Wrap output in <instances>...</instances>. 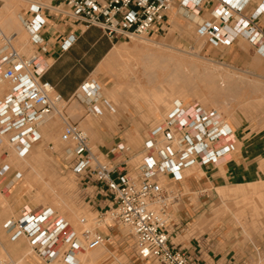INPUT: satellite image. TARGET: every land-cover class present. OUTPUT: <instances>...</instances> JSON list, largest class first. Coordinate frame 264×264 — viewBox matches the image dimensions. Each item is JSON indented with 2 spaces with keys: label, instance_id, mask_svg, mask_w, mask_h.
<instances>
[{
  "label": "built area",
  "instance_id": "obj_1",
  "mask_svg": "<svg viewBox=\"0 0 264 264\" xmlns=\"http://www.w3.org/2000/svg\"><path fill=\"white\" fill-rule=\"evenodd\" d=\"M23 1L26 7L21 9L20 21L32 48L35 44L44 49L39 37L45 23L44 9L84 26H96L108 37L124 42L166 32L171 13L185 19L196 13L199 20L194 22V32L198 38L218 46L242 36L264 55V28L258 23L264 14V0H258L251 10H245L247 1L236 5L237 0ZM13 39V34L7 35L0 27V85L8 86L0 95V136L7 137L17 153L24 155L41 141L40 127L63 98L41 79L39 52L33 49L29 55L20 53L13 47ZM70 43V39L64 40L62 48L67 49ZM93 85L91 81L90 85L84 82L80 86L88 98ZM81 101L96 116L115 111L102 95L93 93L88 101ZM233 136L232 128L217 110H206L198 102L175 100L166 118L147 130L141 160L133 168L127 163L130 147L123 141L113 143L106 153L94 152L78 124L65 119L59 138L67 145L68 170L84 190L91 187L92 195L110 202L105 204L107 209L99 220L107 216L113 224L130 228L141 260L153 264H215L216 255L198 237L184 245L171 240L175 229L169 208L179 197L173 184L184 178V169L194 164L217 165L233 150ZM8 171L9 164L2 163L0 178ZM92 195L85 198L93 204ZM46 210L24 207L18 219L8 220L5 225L11 238L25 236L41 260H54L60 246L66 244L64 262L78 264V251L92 250L110 240L88 227L78 233L67 220L52 217ZM85 222V218L80 219L81 224ZM0 264L13 263L0 259Z\"/></svg>",
  "mask_w": 264,
  "mask_h": 264
},
{
  "label": "rangeland",
  "instance_id": "obj_2",
  "mask_svg": "<svg viewBox=\"0 0 264 264\" xmlns=\"http://www.w3.org/2000/svg\"><path fill=\"white\" fill-rule=\"evenodd\" d=\"M16 1L20 7L22 6L21 8L26 7L24 1ZM2 3H4L3 0H0V7ZM183 18L180 16V21L172 20V24L166 32L158 35L150 34L145 38L160 40L169 46L193 52L195 56L190 53L183 54L186 57L184 59H194L197 64L202 66L208 64L215 68L214 73H205L204 70L202 71L203 68L201 69L202 66L195 65V69L188 59L185 60L187 65L185 62L179 65V62H175V59L180 56L178 52L174 53L177 58L173 56L172 62L170 59H168L169 61L166 59V63L163 62L164 60H161L162 63L159 61L161 65L158 61L156 64L154 63L156 61H149L142 53H135V55H131V58H115L116 56L111 57L110 54L87 81L95 80L102 89L106 90H111L114 83H117L116 92L119 93L117 103L105 94L104 89L102 96L109 100L116 110V113L111 116L114 118L120 115L125 116V120H128L129 126L133 128L132 131L129 130V127V132L125 130V134L122 135H104L102 131L100 132L99 120L106 116L94 117L87 111L86 104L79 98L70 101L64 100L56 105L62 109L61 113L65 120L78 124L79 128L84 131L92 151L100 152L98 145L104 144L105 137L117 138L116 142L121 140L130 147L127 163L129 168H133L141 160L140 153L147 130L166 118L175 100L171 102L172 106L169 109H164V106L167 105L171 97L176 95L187 97L180 99L183 103L198 102L206 110L217 109L227 121L232 118L231 121L233 120V128L238 139V132L240 136L247 138L264 136V59L251 53L245 45V47H239L240 50L243 49L242 52L239 51L240 55L235 54V50L231 52V50L222 51L223 49L218 50L215 54L214 52L209 54L206 47L203 49L204 40L195 35L194 23ZM180 22L187 25L181 26ZM23 31H25V39L20 46L22 49L20 53L29 55L32 53V47L28 42L30 37L25 29ZM134 40L138 41L140 38ZM134 40L123 42L122 45L131 47ZM138 80L141 83V88L137 84ZM159 81L165 85L163 91L157 89ZM2 88L7 90L8 86L5 85ZM156 91L161 93V97L156 100L157 108L153 97ZM70 105L73 107L69 108ZM87 120L91 123H88ZM105 123L112 125L107 120ZM44 125L49 126V130H53L54 133L49 132L48 135H45L42 128ZM63 125L64 120L53 111L40 127L41 141L34 144L23 155L27 159L34 157L39 161L36 160L34 164L29 160V163L25 164L26 166H22L23 168H16L11 163L6 176L0 178V257L7 259L3 254L2 246H5L9 252H16L19 249L20 252L26 251L25 253H27L32 250L23 235L11 238V233L7 232L5 227L8 220L20 217L24 207H30L33 209L45 208L49 214H52V217L61 216L78 233L83 227L94 231L101 230L104 226L113 227L121 241L115 242V239L111 238L101 246L88 250L90 253L99 254L98 258L101 264H153L150 261L141 260L137 256L134 236L131 234L130 228L113 224L107 216L103 221L99 220L107 208L101 209L100 206H103L104 202L99 206L88 203V198L85 196L92 195L93 188L89 187L84 190L78 179L68 170L66 164L68 157L65 152L67 145L62 143L59 138ZM3 141L12 151L9 141L7 142V139ZM112 145L111 142L108 147L111 148ZM235 147L236 150L239 149V141ZM7 153L8 151L0 156V165L6 163ZM227 158L228 156L224 159ZM259 168L264 171V159L260 160ZM219 169L221 170L222 167ZM186 170H184V178L192 176L198 179L202 176L198 172L191 173L188 169ZM197 170L200 169L197 168ZM14 175L19 180L13 187L5 191V184H8L7 182ZM192 193L195 194L193 201L196 212L186 221L183 235L179 236L176 242L183 241L188 244L191 238L198 237V240L207 244V249L214 252L216 260L226 256L237 264H264V175L256 182L216 187L198 195L195 191ZM47 196L49 199L45 198ZM52 198L57 201L54 200L55 204L52 203ZM97 198L100 201L105 199L100 195ZM58 203L60 206H65L64 211H60ZM105 203L110 204L108 201ZM52 205L55 207L53 208ZM81 218H85V224L80 223ZM15 242L18 243L12 249V244ZM121 242L122 244H120ZM127 246L130 248L128 251L125 249ZM67 248L68 245H65L60 249L61 254L56 264L64 262L62 254ZM9 254L15 262L20 256V253L15 256ZM32 256L39 264H47L33 251L26 255L28 259H31ZM210 262L212 263V261Z\"/></svg>",
  "mask_w": 264,
  "mask_h": 264
},
{
  "label": "crops",
  "instance_id": "obj_3",
  "mask_svg": "<svg viewBox=\"0 0 264 264\" xmlns=\"http://www.w3.org/2000/svg\"><path fill=\"white\" fill-rule=\"evenodd\" d=\"M246 1L245 10H251L258 2V0H237L236 5L243 4ZM45 2L47 4H52L55 0H45ZM43 15L45 23L39 30V37L43 40L44 49L41 50V46L35 44L33 45L34 48H32V50L36 49V51L39 52L38 60L43 68L41 79L49 82L54 87L55 91L61 95L63 100L70 101L74 98H79L77 91L81 84L89 80L102 61L108 58L114 48L122 45L124 41L108 37L96 26H84L68 17L53 13L48 9L43 10ZM169 16L171 21L168 23V28H170L172 20L180 21V14L175 15L171 13ZM191 18L188 20L193 23L199 20V18H193V20ZM258 23L264 28V14L258 18ZM181 24V26L187 25L186 23ZM66 39H70L71 43L67 49H63L62 44ZM244 45L249 48L251 53L264 59V55L260 54L259 51L242 36L237 37L231 42H222L218 46H213L207 41H204V44H202L203 49L206 47L208 49L207 52H210L209 54L213 52L215 54L218 50L223 49L222 51L231 50V52L235 50V54L238 55H240L239 51L242 52L243 50H240L239 47H245ZM91 81L95 82V80ZM114 113H116V110L113 113L106 112L103 114L106 117H101L99 120L101 124L100 132L102 131L104 135H122L125 134V130L128 132L129 130L132 131L133 128L129 126L130 122L125 120V116L123 117L120 115L114 118V116H111ZM90 114L96 118H100L92 113ZM106 120L110 121L112 125H107L105 123ZM228 125L234 132L232 139L233 150L228 155V158H223L215 166H199L203 174L198 179L188 176L173 184L175 191L179 195L178 199L169 208L170 220L175 229V236H171V240L173 242L175 240V243L181 242L182 245L185 244L183 241L176 242V239L183 235L182 233L185 230L186 221L196 212L193 201V195L195 194L192 193L193 191L198 195L201 192L216 187L256 182L264 175V171L259 168L260 160L264 159V136H251L247 138L246 136H240L238 132V139L234 128L229 123ZM116 139L117 138L110 139L105 137L103 140L104 144L98 145L100 151L106 153L109 149L108 145L111 142L115 143ZM237 141H239L238 150L235 149ZM194 165L184 170L188 168L191 169ZM220 167H222L221 170L219 169ZM5 189L7 190L9 188L5 187ZM91 200L93 205L96 206L102 205V202H104V205L100 206L101 208L106 204L105 200L100 201L95 195L91 196ZM98 231L110 239L114 238L115 242L121 241L117 231L113 230L111 226H104V228ZM16 243L18 242L12 244V249ZM120 244H122V242ZM125 249L128 251L130 248L127 246ZM9 253L15 256L20 253V250L18 249L16 252L10 251ZM214 263L237 264L226 256L220 257L217 260L215 259Z\"/></svg>",
  "mask_w": 264,
  "mask_h": 264
},
{
  "label": "bare ground",
  "instance_id": "obj_4",
  "mask_svg": "<svg viewBox=\"0 0 264 264\" xmlns=\"http://www.w3.org/2000/svg\"><path fill=\"white\" fill-rule=\"evenodd\" d=\"M23 1V0H22ZM3 2L4 3H2V5H1V7H0V27H1V29L7 34V35H9V34H13L14 35V39H13V41H12V45H13V47H15L17 50H22V49H20V46L23 44V41H24V32L25 31H23V29H24V27L22 26V23H21V21H20V12H21V7H20V5H18V2L16 1V0H3ZM21 2V1H20ZM190 17H192V18H199V15L198 14H196V13H193V14H191L190 16H189V18ZM183 18V17H182ZM188 20V19H187ZM190 22V21H189ZM193 23V22H192ZM191 23V24H192ZM9 33V34H8ZM27 35V34H26ZM26 35H25V37H26ZM27 40V39H26ZM135 41V40H134ZM175 52H178L179 54H180V56L177 58L175 55H174V53ZM135 53H142V54H144V56H146V58L149 60V61H152V62H154V61H156V62H154L155 64L156 63H158L159 61H163L164 63H166L165 62V60L167 59V61H169L168 59H170V61H171V59L173 58L174 59V57L173 56H175L177 59H175V62H179L178 64L180 65H182V62L184 63L185 62V60L187 61V59L189 60V62L191 61L192 62V65H193V67H195V65L196 66H199V67H201L202 65H200V64H197V62H195L194 61V59H190V58H187V59H184V58H186V57H184V55L183 54H186V53H190L191 55H193L194 53L193 52H187V51H185V50H183V49H180V48H176V47H172V46H169L168 44H165L164 42H162V41H160V40H153V39H147V38H145V37H141L140 38V40H138V41H135L133 44H132V46L131 47H126V45H120V46H118V47H116V48H114V50L111 52V57H115V58H119V57H121V58H123V57H130L131 58V55H135ZM177 53V54H178ZM176 54V53H175ZM178 54V55H179ZM193 56H195V55H193ZM198 57V56H197ZM202 58V57H201ZM209 59V58H208ZM210 61H212L211 59H209ZM158 61V62H157ZM162 61H161V63H162ZM172 62V61H171ZM191 62H190V64H191ZM153 63V64H154ZM177 63H175L176 65H177ZM152 64V65H153ZM159 64H160V62H159ZM175 64H173V65H175ZM185 64L187 65V62H185ZM184 64V65H185ZM189 64V63H188ZM206 64V63H205ZM161 65V64H160ZM167 65V64H166ZM183 65V66H184ZM213 65V64H212ZM145 66V65H144ZM164 66V65H163ZM178 66V65H177ZM189 66H191V65H189ZM215 66V65H214ZM165 67V66H164ZM172 67V66H171ZM192 67V68H193ZM173 68H174V66H173ZM179 68V67H178ZM191 68V69H192ZM203 68V69H202ZM194 69V68H193ZM195 69H196V67H195ZM201 69H202V71L204 70V72L206 73V72H209V73H214L213 71H214V69L215 68H212L210 65H204V66H202L201 67ZM197 70H198V67H197ZM239 72V71H238ZM243 72V71H242ZM240 73V72H239ZM222 74V73H221ZM224 74V73H223ZM252 74V73H251ZM229 81H230V79H229ZM231 81H232V79H231ZM86 83L87 84H89L90 85V83H91V81H86ZM117 83L115 82L114 83V85H113V88L111 89V90H106L105 88H103L104 90H105V94L108 96V97H110L112 100H113V102H115V103H117L118 102V100H119V93L118 92H116V85ZM137 84H139V88H141V83H140V81L138 80L137 81ZM5 86V84H2V85H0V93L2 94L3 93V89L4 88H2V87H4ZM93 87H94V89H92L91 91H90V93H91V95L89 96V98L87 97V94H86V92L80 87L79 89H78V91H77V94H78V96H79V98L81 99V100H85V101H88L90 98H92L93 97V93H95V95L97 94V95H102V88H101V86H100V84H98V83H95L94 82V85H93ZM159 88H157L159 91H160V89L163 91L164 89L163 88H165V85L162 83V82H160L159 81V86H158ZM98 88V89H97ZM207 90V89H206ZM208 92V91H207ZM134 93V92H133ZM202 94V93H201ZM204 94V93H203ZM206 94V93H205ZM137 95V94H136ZM212 96V95H211ZM153 97H154V99H155V107L157 108L158 107V103L156 102V100L158 99V98H160L161 97V93L160 92H155L154 94H153ZM213 97V96H212ZM185 98H187L186 96L185 97H183L182 95H179V96H174V97H171V99L168 101V103H167V105L166 106H164V109H169V107H171L172 105V103L171 102H173L174 100H180V99H185ZM214 98V97H213ZM64 101V100H63ZM149 101H151V100H149ZM79 104V103H78ZM73 106L72 105H70L69 106V108H72ZM218 108H219V106H218ZM148 109L150 110V107H148ZM171 109V108H170ZM72 110V109H71ZM70 110V111H71ZM217 110V109H216ZM61 111H62V109L61 108H59V107H56L55 108V112L56 113H58L59 114V116L64 120V118H63V116L64 115H62V113H61ZM217 112H218V114H219V116L223 119V120H225V122H227V123H229L232 127H233V124H232V121H231V119L232 118H230L229 116V118H230V121H227V119L225 118V116L224 115H222L221 114V112L220 111H218L217 110ZM230 113V112H229ZM228 113V114H229ZM230 114H232V113H230ZM229 114V115H230ZM222 116H224V117H222ZM231 116V115H230ZM228 118V119H229ZM88 121V123L90 122L89 120H87ZM91 123V122H90ZM49 126H47V125H44L42 128H43V132H44V134L45 135H48L49 134V132L50 133H52L53 132V130H49V128H48ZM53 129V128H52ZM54 133V132H53ZM6 140L7 139V142H8V138L7 137H5V136H0V156L3 154V153H5V152H7L8 151V153L6 154V156H5V161H6V163L8 162V164L10 165L11 163H12V165L14 166V167H16V168H20V167H22V166H24L25 164H27V163H29V160H30V163L32 162V163H36V160H38V159H35L34 157H30V158H26V156H23V155H19L18 153H17V151H16V153H15V149H14V151H13V147L11 146V144L9 143V145L12 147V151L14 152H12V151H10L11 149H9L10 147L3 141V140ZM141 154V153H140ZM39 161V160H38ZM26 166V165H25ZM29 166H31L30 164H29ZM32 167H34L33 165H32ZM32 167H30V168H32ZM23 168V167H22ZM197 168H199L200 170H197ZM188 170L189 171H191V173L192 172H198V173H200L201 175L203 174V171L201 170V168L199 167V165L198 164H195L194 166H192V168L190 169V168H188ZM187 171V170H186ZM188 172V171H187ZM19 180V178L18 177H16V175H14V177H12L10 180H9V182H7L8 184H5V187L6 188H10V187H13L15 184H16V182ZM219 188V187H218ZM5 191H6V189H5ZM2 193H3V191H2ZM49 196H47V197H45L46 199L48 198ZM49 199V198H48ZM60 199V198H59ZM51 200V199H50ZM49 200V202H51ZM54 200H55V198H54ZM54 200H53V198H52V203L53 204H55L54 203ZM45 202V201H44ZM55 202H57L56 200H55ZM59 202V201H58ZM51 203V204H52ZM60 204H61V202H59ZM58 203V208L60 209V211L62 212V211H64V207L65 206H60V204ZM63 203V202H62ZM52 207L54 208L55 207V205H52ZM51 210V209H50ZM61 217V216H60ZM95 217V216H94ZM92 218V217H91ZM107 218V217H106ZM93 221V220H92ZM25 237V236H24ZM25 239H26V237H25ZM66 244H63L62 246H60V248H59V253H58V255L54 258V260H52V261H50V262H46L47 264H56L57 262H58V260H59V256H60V254H61V248L63 247V246H65ZM29 248H32V247H30L29 246ZM2 250H3V254L5 255V257L7 258L6 260H9V261H11V263H13V264H39L36 260H35V258L32 256V258L30 259H28L27 257H26V255L28 254V253H31L32 252V250H29V252H27V253H25L26 251H21L20 252V256L16 259V262L12 259V257L10 256V254H9V252L6 250V248L4 247V246H2ZM98 256H99V254H97V253H93V252H89L88 250H80V251H78L77 252V254H76V258H77V260H78V264H101V261L99 260V258H98ZM0 259L2 260V258L0 257ZM66 263V262H65ZM64 262L62 263V264H65Z\"/></svg>",
  "mask_w": 264,
  "mask_h": 264
}]
</instances>
